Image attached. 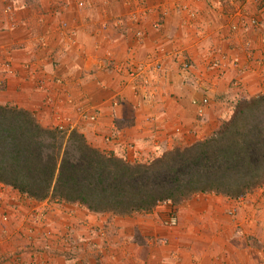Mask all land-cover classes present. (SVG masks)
Segmentation results:
<instances>
[{
  "label": "crops",
  "instance_id": "crops-1",
  "mask_svg": "<svg viewBox=\"0 0 264 264\" xmlns=\"http://www.w3.org/2000/svg\"><path fill=\"white\" fill-rule=\"evenodd\" d=\"M263 14L264 0H0V105L151 161L212 136L239 101L264 94V29L249 24ZM88 104L95 122L78 112ZM12 192L0 199V264H264V187L130 216Z\"/></svg>",
  "mask_w": 264,
  "mask_h": 264
},
{
  "label": "trees",
  "instance_id": "trees-1",
  "mask_svg": "<svg viewBox=\"0 0 264 264\" xmlns=\"http://www.w3.org/2000/svg\"><path fill=\"white\" fill-rule=\"evenodd\" d=\"M0 183L39 202L117 216L164 202L178 207L198 194L240 199L264 187V94L239 101L212 136L145 163L96 149L76 130L45 127L30 110L0 105Z\"/></svg>",
  "mask_w": 264,
  "mask_h": 264
},
{
  "label": "built area",
  "instance_id": "built-area-1",
  "mask_svg": "<svg viewBox=\"0 0 264 264\" xmlns=\"http://www.w3.org/2000/svg\"><path fill=\"white\" fill-rule=\"evenodd\" d=\"M249 24L251 25V27L253 29H256L257 31L264 29V14L263 17H254L252 19H250ZM234 31L238 30V27L234 26L233 27ZM138 36H142V33L138 32L137 33ZM261 45L262 48H264V37L261 39ZM164 50L162 49L161 52H163ZM257 63V65L259 66V68L262 70V78L264 81V55H262L261 58H258V61H255ZM212 67L215 69H221L222 68V62L220 60H215L212 63ZM242 64L240 63V61L238 59H236L235 61V67L239 69V71L242 72H246L248 69V67H242ZM189 67V65H185V69H187ZM128 76L131 77V79L136 80L138 79V77L140 78L141 76L133 70L128 71ZM134 90H138V84L135 82V85L133 86ZM141 90V89H140ZM193 103L198 107L199 109V115H203L204 110L207 108V106L209 105V99L208 98H203L200 101H196L194 100ZM119 104V101L116 100L114 105ZM78 112L80 113L81 117L85 120H90V121H97L98 120V115L95 112H87L84 111V109H79ZM62 128V127H61ZM1 195H0V199H1ZM168 202H164L162 204H167ZM166 225H170V226H175L177 224V218L175 216H171L169 218L168 221H166L165 223ZM52 233H48V236H50V238ZM61 240H63V242L67 243L68 242V238H61Z\"/></svg>",
  "mask_w": 264,
  "mask_h": 264
},
{
  "label": "rangeland",
  "instance_id": "rangeland-1",
  "mask_svg": "<svg viewBox=\"0 0 264 264\" xmlns=\"http://www.w3.org/2000/svg\"><path fill=\"white\" fill-rule=\"evenodd\" d=\"M257 68L259 69V66H257ZM89 105V104H88ZM81 109H83V108H81ZM92 109V107L89 105V106H87V107H85V109H84V111H87V112H89V111H92L91 110ZM5 193L6 194H8V195H11L13 192H12V189H10V188H8V187H6V186H1V188H0V195L2 196V195H5ZM15 195V194H14ZM22 199L20 198V201H21ZM27 203H28V201H26ZM160 205H164V204H160ZM159 205V206H160Z\"/></svg>",
  "mask_w": 264,
  "mask_h": 264
}]
</instances>
